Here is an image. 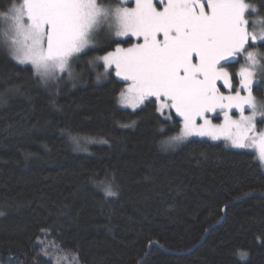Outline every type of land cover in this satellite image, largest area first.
I'll use <instances>...</instances> for the list:
<instances>
[{"label": "trees", "instance_id": "16d2710c", "mask_svg": "<svg viewBox=\"0 0 264 264\" xmlns=\"http://www.w3.org/2000/svg\"><path fill=\"white\" fill-rule=\"evenodd\" d=\"M19 1L0 0V13ZM246 1L264 16L262 0ZM98 45L82 65L117 46ZM243 61L223 65L237 77ZM113 69L103 81L94 72L45 86L0 46V264H264L255 150L203 137L163 150L162 117L148 102L119 106L126 82ZM253 92L264 99L256 83ZM67 128L98 141L76 150ZM93 181L111 183L116 195Z\"/></svg>", "mask_w": 264, "mask_h": 264}, {"label": "snow or ice", "instance_id": "6c2138e0", "mask_svg": "<svg viewBox=\"0 0 264 264\" xmlns=\"http://www.w3.org/2000/svg\"><path fill=\"white\" fill-rule=\"evenodd\" d=\"M127 3L135 6H123ZM254 15L259 12L246 0H118L115 5L105 0H22L0 14L8 22L7 30L0 32V46L16 63L30 64L33 76L47 86L61 78L71 60L99 47L95 39L103 29L109 44L117 46L88 63L103 62L105 71L97 73L98 80L114 66L115 75L127 82L118 94L119 105L135 110L148 102L155 107L164 122L157 129L163 150L194 136L223 137L239 148H257L264 162V132L255 134L257 116L264 117V101L252 93L253 69L264 71V53L253 50L257 41L264 43V24L246 18ZM131 36L138 42L129 47L112 39ZM240 58L246 66L233 77L223 64L239 63ZM68 76L72 78L71 71ZM234 78L246 95L232 84ZM218 81L227 86L228 95L217 87ZM255 83L264 88V80ZM246 106L251 115L244 114ZM233 108L239 111L238 119L230 115ZM217 110L223 112L222 124L209 117ZM173 127L177 131L169 135ZM62 131L76 150H84L81 140L87 142V137L73 135L70 128ZM92 183L105 197L116 195L111 183Z\"/></svg>", "mask_w": 264, "mask_h": 264}, {"label": "rangeland", "instance_id": "374dc122", "mask_svg": "<svg viewBox=\"0 0 264 264\" xmlns=\"http://www.w3.org/2000/svg\"><path fill=\"white\" fill-rule=\"evenodd\" d=\"M22 2V0L21 1H19V2H16L15 4H17V5H19L20 3ZM98 2H99V0H98ZM247 2V1H246ZM118 3V1L117 2H107L106 4H113V5H115V4H117ZM249 3V2H248ZM123 6H126V7H134L135 5H134V3L133 4H130V3H127V4H125V5H123ZM158 7H160V5H157ZM256 8V7H255ZM7 12V11H6ZM6 12H1L0 14H2V13H6ZM246 18H249L250 19V21L251 20H256V21H258V23H260V24H264V16H261V15H258V16H252V17H247L246 16ZM1 24H2V26H1ZM7 28H8V22L7 21H5V20H2V19H0V32H2V31H6L7 30ZM249 28H250V30H251V24L249 25ZM113 38H117V39H119V38H122V39H127V38H130V37H113ZM131 38H134V41L133 42H131L130 44H123V43H120L119 42V46L120 47H129V46H131V44L132 43H137L138 41H137V38L136 37H134V36H131ZM109 39V37H108V35H107V33H106V31H104L103 29H101V30H99L98 31V33H97V35H96V39H95V43L98 45L99 43H101V42H104V41H107ZM260 41H257L256 42V45H257V47L255 48V49H253V50H257V51H259V52H261V53H264V51L263 50H260V47L258 46V43H259ZM115 49V48H114ZM114 49H112V50H109V51H114ZM87 50V49H86ZM85 50V51H86ZM85 53V52H84ZM84 53H82V54H80L79 55V57H78V59H74V60H71L70 62H69V69L68 70H66L64 73H61L60 74V79L58 80V81H51L50 83H54L55 85H58L59 83H65L66 84V82L68 81V82H71V83H78L79 81L82 83V81H86V77L88 76V74L90 73H94L95 72V75H94V77H95V80L97 81V82H99V81H103V80H106V79H108L109 77H110V74H111V71H109V69H108V75L107 76H105L104 78H102V79H97V73L98 72H104L105 71V69H104V67H101V65L103 64V62L101 61V62H99L98 64H96L95 66H93V65H90L89 63H88V61L89 60H91V57H88V59H86L85 61H86V65H82V58H83V56H84ZM107 53V52H106ZM106 53H103V54H98V56H103V55H105ZM96 57V56H95ZM260 63L261 64H264V60H261L260 61ZM240 64H241V62H240ZM227 70H229L228 69V66H225V65H223ZM241 66H246V61L244 60L243 61V63L240 65V67ZM239 67V68H240ZM113 68H114V66H113ZM239 68H238V71H239ZM254 70V72H255V75H254V83L253 84H255V81H258V80H260V78H261V75H262V73L263 72H261L262 70L259 68V67H257V68H255V69H253ZM68 71H71V73H72V78H69V76H68ZM113 71H114V69H113ZM115 72V71H114ZM229 72V71H228ZM238 73V72H237ZM120 80H122V78H120V77H118ZM126 82V81H125ZM219 82V81H218ZM218 82H217V84H218ZM232 84H233V80H232ZM126 86H127V82L126 83H124V85L122 86V88H121V90H123L124 88H126ZM236 87H237V89L238 90H240V93H241V95L243 96V95H246L247 93H246V91H244V90H242V89H239V87H238V84L236 85ZM224 89V88H223ZM225 91L227 92L225 95H228L229 94V89L227 88V86L225 85ZM252 93H253V96L254 97H256V99H257V101H264V99H261V98H259L258 96H256L255 94H254V92H253V88H252ZM117 98H118V96H117ZM116 102L118 103V100L116 99ZM119 105V104H118ZM119 106H121L122 107V105H119ZM123 107H126V106H123ZM128 108H130V107H128ZM261 109L258 107V111H260ZM174 111V110H173ZM244 114L245 115H251V111H250V109L246 106L245 107V112H244ZM230 115H232L233 116V118L234 119H238L239 118V111L237 110V109H235V108H233L232 110H231V112H230ZM209 117H210V119H212V121H213V123L214 124H222L223 123V112L222 111H220V110H217V112L216 113H211V114H209ZM215 117H218L219 119H215ZM262 119H264V117H260L259 115L257 116V118H256V120H255V124H256V129H255V134H259V133H261V132H264V124H261L260 126H259V124H257V122H258V120H262ZM175 134V133H174ZM174 134H171V135H174ZM84 137H87V142H85L83 139V141L82 142H84V144H86V145H89V146H91L92 144H94L93 143V141H98V140H96L95 138H93V137H88V136H84ZM194 137H199V136H194ZM190 138H192V137H190ZM203 138H207V139H212L211 137H203ZM101 140L102 139H104L105 140V142H106V139L105 138H100ZM213 140V139H212ZM219 140V139H218ZM220 140H223V141H225L229 146L231 145V146H234V145H232L231 144V142L230 141H228V140H226L225 138H223V137H221L220 138ZM104 142V143H105ZM88 143H91V144H88ZM184 143V142H183ZM182 144V143H181ZM180 145V144H179ZM177 147V146H176ZM175 147V148H176ZM234 147H236V146H234ZM239 148V147H238ZM248 149H253V150H255V152H256V154H257V158H258V160H260L259 159V155H258V149L257 148H248ZM260 163H261V165H262V168H263V170H264V162H262L261 160H260Z\"/></svg>", "mask_w": 264, "mask_h": 264}]
</instances>
